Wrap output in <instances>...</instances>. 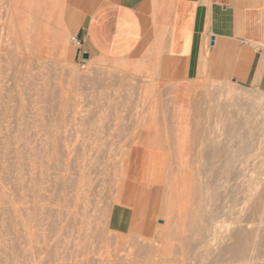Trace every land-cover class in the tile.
Here are the masks:
<instances>
[{
	"label": "rangeland",
	"instance_id": "obj_1",
	"mask_svg": "<svg viewBox=\"0 0 264 264\" xmlns=\"http://www.w3.org/2000/svg\"><path fill=\"white\" fill-rule=\"evenodd\" d=\"M86 6L0 0V264H264V91L166 61L165 25L80 69Z\"/></svg>",
	"mask_w": 264,
	"mask_h": 264
},
{
	"label": "crops",
	"instance_id": "obj_2",
	"mask_svg": "<svg viewBox=\"0 0 264 264\" xmlns=\"http://www.w3.org/2000/svg\"><path fill=\"white\" fill-rule=\"evenodd\" d=\"M89 0L88 13L74 36L82 42L74 57L120 59L154 41L155 25H165L168 62L194 74L201 68L217 82L264 91V0ZM163 3V2H162ZM158 7L157 12L154 10ZM160 34V33H159ZM145 151H132L128 173L147 181ZM167 170L168 156L163 160Z\"/></svg>",
	"mask_w": 264,
	"mask_h": 264
},
{
	"label": "built area",
	"instance_id": "obj_3",
	"mask_svg": "<svg viewBox=\"0 0 264 264\" xmlns=\"http://www.w3.org/2000/svg\"><path fill=\"white\" fill-rule=\"evenodd\" d=\"M70 43L73 46L77 47V48L81 47V44H82V42L78 39L77 36L70 37ZM79 62H80V64H79L80 69H84L85 68L86 59L83 58V55L80 56V61Z\"/></svg>",
	"mask_w": 264,
	"mask_h": 264
},
{
	"label": "bare ground",
	"instance_id": "obj_4",
	"mask_svg": "<svg viewBox=\"0 0 264 264\" xmlns=\"http://www.w3.org/2000/svg\"><path fill=\"white\" fill-rule=\"evenodd\" d=\"M87 62H90V60H87ZM125 62H126V61H125ZM252 98H253L252 101H253V102H254V101L256 102L255 97H252ZM256 98H257V97H256ZM258 98H260V97H258ZM262 98H263V97L261 96V100H262ZM259 103H260V99H259ZM262 103H263V101H262ZM262 103H261V104H262ZM262 105L264 106V103H263ZM144 158H146V155H145ZM128 186H129V185H128ZM131 186H132V185H131ZM129 187H130V186H129ZM131 188H132V187H130V190H131ZM127 190H128V188H127ZM132 190H133V189H132ZM148 191H149V190H148ZM148 191H147V193H149ZM129 192H131V191H129ZM130 195H132V193H131ZM125 197H126V196H125ZM132 197H133V196H132ZM123 198H124V197H123ZM126 198H127V197H126ZM3 199H4V198H3ZM125 201H126V199H125ZM123 203H124V201H123ZM127 204H128V203H127ZM127 204H124V205L127 206ZM124 205H123V207H124ZM130 207H131V206H130ZM125 208H126V207H125ZM127 209H128V207H127ZM140 224H141V223H140ZM137 237H138V236H137Z\"/></svg>",
	"mask_w": 264,
	"mask_h": 264
},
{
	"label": "water",
	"instance_id": "obj_5",
	"mask_svg": "<svg viewBox=\"0 0 264 264\" xmlns=\"http://www.w3.org/2000/svg\"><path fill=\"white\" fill-rule=\"evenodd\" d=\"M83 58H84V59H88V55L84 54V55H83Z\"/></svg>",
	"mask_w": 264,
	"mask_h": 264
}]
</instances>
